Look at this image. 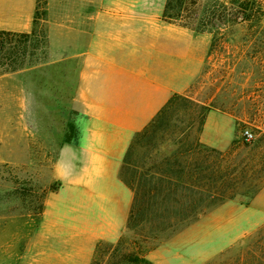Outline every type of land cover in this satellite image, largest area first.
I'll use <instances>...</instances> for the list:
<instances>
[{
  "label": "rangeland",
  "instance_id": "obj_1",
  "mask_svg": "<svg viewBox=\"0 0 264 264\" xmlns=\"http://www.w3.org/2000/svg\"><path fill=\"white\" fill-rule=\"evenodd\" d=\"M250 1L257 4L259 20L229 24L217 39L206 34L209 52L192 95L207 102L211 110L235 118L232 147L239 161L250 162L264 178V0ZM167 3L141 0L139 9L159 12L163 19ZM40 4L41 12L46 11V1ZM45 25L50 46L45 51L36 44L39 62L15 73H0V264L69 263L60 257L63 252L58 241L56 250L43 251L36 240L47 238L41 236L47 205L60 206L74 196L82 154L68 151V146L81 145L89 117L69 86L67 68L53 64L57 55L52 49L47 11ZM29 36L21 35L13 42L22 45L27 64L32 52ZM246 130L253 132L254 141H245ZM198 132L196 124L192 140L197 134L200 138ZM244 207L240 200H228L197 220L150 239L139 238L127 227L117 241L98 245L91 263H109L115 249L114 263L128 256L151 264L234 260L253 239L264 238V225L246 233ZM137 223L141 225L142 218Z\"/></svg>",
  "mask_w": 264,
  "mask_h": 264
},
{
  "label": "crops",
  "instance_id": "obj_2",
  "mask_svg": "<svg viewBox=\"0 0 264 264\" xmlns=\"http://www.w3.org/2000/svg\"><path fill=\"white\" fill-rule=\"evenodd\" d=\"M45 1L53 64L67 68L89 121L81 145L68 146L82 154L74 196L47 205L41 230L47 238L36 243L53 251L58 241L65 264H92L97 246L117 241L128 227L135 194L121 172L134 138L175 94L193 96L210 42L206 34L166 23L159 12L140 10L141 0ZM40 2L0 0V32L31 34ZM235 133L230 113L211 110L200 141L227 151ZM242 214L248 235L264 225V186Z\"/></svg>",
  "mask_w": 264,
  "mask_h": 264
},
{
  "label": "trees",
  "instance_id": "obj_3",
  "mask_svg": "<svg viewBox=\"0 0 264 264\" xmlns=\"http://www.w3.org/2000/svg\"><path fill=\"white\" fill-rule=\"evenodd\" d=\"M40 3L32 33L21 34L30 35L29 64L22 45H13L14 39L21 35L0 32V73H15L35 66L39 62L36 44H41L45 51L49 49L46 11L41 12ZM260 16L256 2L250 0H168L163 21L197 35L213 34L217 39L229 24L259 20ZM210 110L207 102L202 103L191 95L175 94L134 138L121 178L135 194L128 228L136 231L139 238L150 239L174 231L228 200H240L249 206L264 186L261 172L247 160L239 161L233 147L227 151L206 147L198 134L192 140L193 129L198 124V133L202 132ZM140 218L143 223L138 225ZM117 250L107 264L114 263ZM114 264L151 263L128 256ZM210 264H264V238L253 239L234 260L228 257Z\"/></svg>",
  "mask_w": 264,
  "mask_h": 264
},
{
  "label": "built area",
  "instance_id": "obj_4",
  "mask_svg": "<svg viewBox=\"0 0 264 264\" xmlns=\"http://www.w3.org/2000/svg\"><path fill=\"white\" fill-rule=\"evenodd\" d=\"M244 138H245V141L246 142H252L255 140V135L253 134V132L249 131V130H246L244 132Z\"/></svg>",
  "mask_w": 264,
  "mask_h": 264
}]
</instances>
